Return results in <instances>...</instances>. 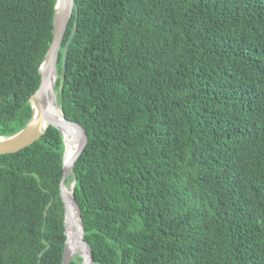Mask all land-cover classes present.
Returning a JSON list of instances; mask_svg holds the SVG:
<instances>
[{
    "label": "trees",
    "instance_id": "16d2710c",
    "mask_svg": "<svg viewBox=\"0 0 264 264\" xmlns=\"http://www.w3.org/2000/svg\"><path fill=\"white\" fill-rule=\"evenodd\" d=\"M56 0H0V136L32 115ZM57 102L94 264H264V0H74ZM77 11V13H76ZM64 144L0 155V264H61ZM69 264H81L77 255Z\"/></svg>",
    "mask_w": 264,
    "mask_h": 264
},
{
    "label": "water",
    "instance_id": "95a60500",
    "mask_svg": "<svg viewBox=\"0 0 264 264\" xmlns=\"http://www.w3.org/2000/svg\"><path fill=\"white\" fill-rule=\"evenodd\" d=\"M74 7V0H56L52 21V40L39 66V86L31 95L29 100L32 115L26 125L18 132L6 137L0 136V155L12 154L32 145L41 138L49 126L54 127L60 132L64 149L62 155L63 177L59 185V190L60 197L64 205L63 226L65 235L61 264H69L77 255L81 258V264H94L91 248L83 239L84 228L80 207L73 196L76 178H73L69 187L65 185L66 178L70 174H73L74 163L83 152L87 143V133L83 126L65 118L60 105L57 102V92H61L64 81L66 62L65 50L62 54L60 73L61 81L57 92L55 91V84L52 85V89H54V93L56 94L54 105L60 109L61 118H53L46 112V101L49 88L51 86V75L55 69L57 71V60L62 40L65 35L67 25L72 17ZM64 130L70 132L77 142V149L67 161L65 159L66 145L63 136ZM65 189H68L69 192L67 193ZM71 204H74L77 209L81 232L77 231V227L71 217L69 210V206ZM77 252L79 253L77 254Z\"/></svg>",
    "mask_w": 264,
    "mask_h": 264
},
{
    "label": "bare ground",
    "instance_id": "6f19581e",
    "mask_svg": "<svg viewBox=\"0 0 264 264\" xmlns=\"http://www.w3.org/2000/svg\"><path fill=\"white\" fill-rule=\"evenodd\" d=\"M56 78H57V71L55 69L51 75V86L49 88L47 101H46V112L53 118L60 119L61 112H60V109L54 105L56 94L54 93V89H52V85L55 84ZM63 136H64L65 145H66L65 159L67 161L77 149V142L74 136L71 135V133L68 132L67 130H64ZM65 191L67 193L69 192L68 189H65ZM69 210H70L71 217L77 227V231L81 232V227H80L79 220H78V212H77L75 205L71 204L69 206ZM78 253L79 252H77V254Z\"/></svg>",
    "mask_w": 264,
    "mask_h": 264
},
{
    "label": "rangeland",
    "instance_id": "374dc122",
    "mask_svg": "<svg viewBox=\"0 0 264 264\" xmlns=\"http://www.w3.org/2000/svg\"><path fill=\"white\" fill-rule=\"evenodd\" d=\"M67 187H69V186H67Z\"/></svg>",
    "mask_w": 264,
    "mask_h": 264
}]
</instances>
